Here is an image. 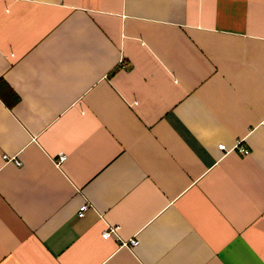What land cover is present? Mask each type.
Here are the masks:
<instances>
[{
    "label": "crops",
    "instance_id": "1",
    "mask_svg": "<svg viewBox=\"0 0 264 264\" xmlns=\"http://www.w3.org/2000/svg\"><path fill=\"white\" fill-rule=\"evenodd\" d=\"M0 264H264V0H0Z\"/></svg>",
    "mask_w": 264,
    "mask_h": 264
},
{
    "label": "built area",
    "instance_id": "2",
    "mask_svg": "<svg viewBox=\"0 0 264 264\" xmlns=\"http://www.w3.org/2000/svg\"><path fill=\"white\" fill-rule=\"evenodd\" d=\"M237 147H238V151H239V152H241V153H245V154L248 153V150H247L243 145L238 144ZM219 148L224 149V148H225L224 144H219ZM5 158H6V156H5ZM64 159H65V155H64V154H59V156L56 158V162L59 163V162H61V161L64 160ZM13 161H14V163H16V164H18V165L20 164V162H19L18 160H16V159H14ZM86 208H87V204H83L82 206H80V207H79V210H78V212H77V215H78L79 217L83 216V214H84ZM113 232H114V231H113L112 229H110V230H105V231L101 232V237H102L103 239L111 238ZM128 242H129V245H130V246H135V245L138 244V239H136V238H131Z\"/></svg>",
    "mask_w": 264,
    "mask_h": 264
}]
</instances>
